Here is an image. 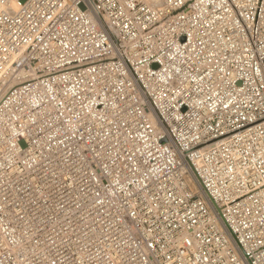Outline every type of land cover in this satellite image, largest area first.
<instances>
[{
  "label": "built area",
  "instance_id": "obj_1",
  "mask_svg": "<svg viewBox=\"0 0 264 264\" xmlns=\"http://www.w3.org/2000/svg\"><path fill=\"white\" fill-rule=\"evenodd\" d=\"M0 264H264V0H0Z\"/></svg>",
  "mask_w": 264,
  "mask_h": 264
},
{
  "label": "bare ground",
  "instance_id": "obj_2",
  "mask_svg": "<svg viewBox=\"0 0 264 264\" xmlns=\"http://www.w3.org/2000/svg\"><path fill=\"white\" fill-rule=\"evenodd\" d=\"M14 8H16V6Z\"/></svg>",
  "mask_w": 264,
  "mask_h": 264
}]
</instances>
